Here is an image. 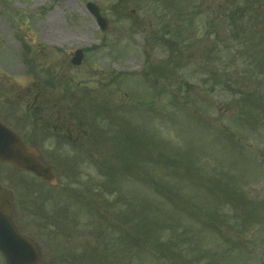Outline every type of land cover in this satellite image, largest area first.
Listing matches in <instances>:
<instances>
[{
  "label": "rangeland",
  "instance_id": "obj_1",
  "mask_svg": "<svg viewBox=\"0 0 264 264\" xmlns=\"http://www.w3.org/2000/svg\"><path fill=\"white\" fill-rule=\"evenodd\" d=\"M0 91L64 119L57 190L0 162L48 264H264V0H0Z\"/></svg>",
  "mask_w": 264,
  "mask_h": 264
},
{
  "label": "water",
  "instance_id": "obj_2",
  "mask_svg": "<svg viewBox=\"0 0 264 264\" xmlns=\"http://www.w3.org/2000/svg\"><path fill=\"white\" fill-rule=\"evenodd\" d=\"M87 7L95 15L101 29H105L106 22L100 17L98 7L93 4H87ZM82 58V51L77 50L71 62L79 64ZM0 159L11 162L18 169L30 171L49 183H56L50 172V166L38 161L36 152L27 147L18 135L2 123H0ZM10 199V193L0 185V251L6 259V264H36L39 260V246L14 225L15 212Z\"/></svg>",
  "mask_w": 264,
  "mask_h": 264
},
{
  "label": "flooded vegetation",
  "instance_id": "obj_3",
  "mask_svg": "<svg viewBox=\"0 0 264 264\" xmlns=\"http://www.w3.org/2000/svg\"><path fill=\"white\" fill-rule=\"evenodd\" d=\"M4 101H5L4 91H0V120L7 122V124L12 129L17 131L18 133L20 132L19 134L22 136V138L27 143H33L34 144V140H33L31 132L27 131V128L24 127L25 125H23V126L20 125L19 120H18V116H17L14 109H6L4 107ZM40 110H41L40 106H35V104H34V105L27 107L26 113L28 115L37 114L40 112ZM14 204L19 210H24L27 208L28 201L23 197H22V199H20L19 195H17ZM49 261H50V259H48V255L46 253V255H44L41 258V260L39 261V264H48ZM0 264H5V260H4L1 253H0Z\"/></svg>",
  "mask_w": 264,
  "mask_h": 264
},
{
  "label": "trees",
  "instance_id": "obj_4",
  "mask_svg": "<svg viewBox=\"0 0 264 264\" xmlns=\"http://www.w3.org/2000/svg\"><path fill=\"white\" fill-rule=\"evenodd\" d=\"M230 17L233 18H237L238 17V13L237 11H231L230 13ZM132 134L131 133H127L125 137L121 136L120 134L116 137L117 139V144H119V146L121 147L120 149L122 150V157L127 158V157H131L132 153L130 154L129 151H132L133 148V143H132ZM124 139L125 144L124 146H122L121 141Z\"/></svg>",
  "mask_w": 264,
  "mask_h": 264
}]
</instances>
